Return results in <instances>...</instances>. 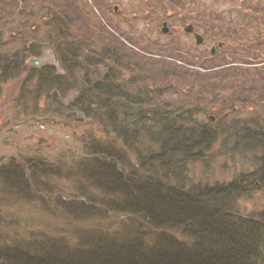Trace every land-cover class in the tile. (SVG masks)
<instances>
[{
  "label": "trees",
  "instance_id": "1",
  "mask_svg": "<svg viewBox=\"0 0 264 264\" xmlns=\"http://www.w3.org/2000/svg\"><path fill=\"white\" fill-rule=\"evenodd\" d=\"M79 1L0 0V99L19 78L23 113L44 114L34 105L47 96L46 113L90 121L108 135L89 145L91 136L79 163L99 199L65 203L83 213L77 219L97 222L0 243V264H264V211L236 209L245 183L264 181V45L243 47L245 55L196 52L172 32L148 40L134 29L136 14L131 31L119 27L110 0H94L89 11ZM162 3L148 10L159 33L174 16L170 0ZM42 43L65 73L28 63L43 54ZM211 113L216 121L207 122ZM221 145L262 163L224 183L187 177ZM53 170L39 157L0 164L1 200L29 201L31 179Z\"/></svg>",
  "mask_w": 264,
  "mask_h": 264
},
{
  "label": "rangeland",
  "instance_id": "2",
  "mask_svg": "<svg viewBox=\"0 0 264 264\" xmlns=\"http://www.w3.org/2000/svg\"><path fill=\"white\" fill-rule=\"evenodd\" d=\"M93 1H79V6L83 11H89L90 3ZM116 1L117 3H114ZM210 1L214 11L224 12L223 16L226 20L235 21L237 19L238 3L242 0ZM248 1L252 2L253 0ZM254 1L259 2V0ZM109 2H111L109 6L111 5L113 9L118 6L116 12H112V16H114V21L119 27L131 31L130 22L136 14L137 18L142 19L140 24L134 25V29L138 33L144 32L147 34L148 40L150 39L149 36L153 40L156 38L157 41L159 38L163 39L165 37V35L159 33V28L155 26L157 24L153 27L150 25L148 15V10L165 6L162 0H110ZM170 3L166 5L172 7L171 0ZM260 3H262L260 6H263L264 0H260ZM232 24L230 23V25ZM160 25V27H163L162 24ZM41 46L43 54L38 57L40 59L38 65L51 63L59 70L61 67L60 61H58L55 51H53V46L48 43H42ZM226 49L237 54H246L243 47H229ZM60 71L64 72L62 69ZM27 73L28 71L25 73L26 76ZM21 82L19 78L10 80L7 94L4 92L2 99H0V163L2 160H9L11 157L14 159L20 158L19 160L39 157L44 158L47 162V168L54 170L49 172L50 176L31 179L32 183L27 190L29 194H23L27 199L29 197V201L20 202L9 196H4L3 199H6L2 201L0 195L1 244L24 242L34 238L39 239L45 237V235H66L68 231L75 229L78 224H88L90 226L97 222L91 217L87 219L94 223L84 221L86 219H77V214L81 211H69V208L65 207V203L69 202L76 205L80 201H86V197H83L84 194H87V197L92 196L99 199L100 193L91 188L95 185L84 178L79 163L84 158L86 151L85 146H83L84 141L87 147L91 136L93 138L89 145L98 140L104 143L109 141L108 135L102 134V130L90 121H68L51 112L46 113L45 110L49 106L47 96L35 102L36 106L34 105L39 112L44 114L23 113V110H25V107L22 106L23 101L17 100L18 94L22 90L23 84ZM211 115L215 117L211 113L205 115L204 119L210 122L209 117ZM3 140H7L8 144L3 143ZM209 154L207 153L205 157ZM212 154L213 158L209 156L208 159L192 163L187 171V177H191V179L202 184L224 183L237 178L235 176L237 174H246L247 171L252 172L262 163L257 157L251 158L253 154L241 155L235 151L230 152L229 149L225 148V145L223 147L221 145L220 151H215ZM129 156L131 158V155ZM133 158L135 161L136 158L134 156ZM248 181L245 183L246 192L236 200V209L244 215L258 217L264 211V181H261L258 177H253ZM100 203L97 202L95 207L98 210H100ZM102 214L101 212L100 215L102 216ZM80 215H83V213H80Z\"/></svg>",
  "mask_w": 264,
  "mask_h": 264
},
{
  "label": "flooded vegetation",
  "instance_id": "3",
  "mask_svg": "<svg viewBox=\"0 0 264 264\" xmlns=\"http://www.w3.org/2000/svg\"><path fill=\"white\" fill-rule=\"evenodd\" d=\"M171 2L174 5V16L173 22L164 20L167 22V33L172 32L176 35L179 44L185 48L196 52H208L214 48L217 50L264 45V5L260 6L262 5L260 0L259 2L239 1L238 16L235 21L226 20L223 16L224 12H215L214 7L211 11L210 0H171ZM187 27H190L189 31ZM2 142L8 144L7 140Z\"/></svg>",
  "mask_w": 264,
  "mask_h": 264
},
{
  "label": "water",
  "instance_id": "4",
  "mask_svg": "<svg viewBox=\"0 0 264 264\" xmlns=\"http://www.w3.org/2000/svg\"><path fill=\"white\" fill-rule=\"evenodd\" d=\"M117 8H118V6H115V11L117 10ZM164 25H166V23H165ZM186 29H187V31H189L190 27H187ZM167 30H168V28H167V26H165V27H164V31H167ZM214 51H215V48L212 49V52H214ZM31 63L37 64V63H38V60H34V59H32V60H31ZM52 94H53V97H54V98H57V97H58V94H57L56 91H53Z\"/></svg>",
  "mask_w": 264,
  "mask_h": 264
}]
</instances>
